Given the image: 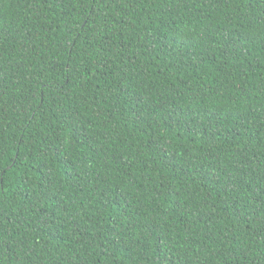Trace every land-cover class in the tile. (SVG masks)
Returning <instances> with one entry per match:
<instances>
[{
    "label": "trees",
    "instance_id": "16d2710c",
    "mask_svg": "<svg viewBox=\"0 0 264 264\" xmlns=\"http://www.w3.org/2000/svg\"><path fill=\"white\" fill-rule=\"evenodd\" d=\"M0 264H264V0H0Z\"/></svg>",
    "mask_w": 264,
    "mask_h": 264
}]
</instances>
